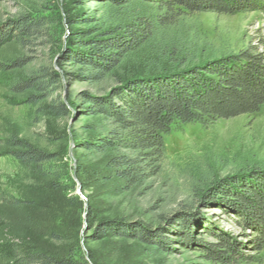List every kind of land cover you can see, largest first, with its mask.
<instances>
[{
    "label": "rangeland",
    "instance_id": "1",
    "mask_svg": "<svg viewBox=\"0 0 264 264\" xmlns=\"http://www.w3.org/2000/svg\"><path fill=\"white\" fill-rule=\"evenodd\" d=\"M158 13L157 5L139 2L117 6L110 0H0V26L22 14H44L50 20L49 35L43 40L26 47L14 41L0 47V64L26 56L33 60L25 69L55 67L60 79L53 96L60 95L69 109L65 115H56L50 108L56 103L52 98L29 102L30 93H14L5 84L7 77L23 76L26 71H0V264H14L13 248L31 246L61 254L74 247L82 251L88 264H226L205 258L198 250L200 243H223L222 236L245 241L237 217L204 202V196L222 180L219 187L233 176L264 170V105L257 113L220 119L208 126L175 127L165 136L160 172L131 188L113 178L108 162L114 150L100 153L81 144L109 136L112 126L102 115L82 114L72 102L80 101L83 91L109 93L117 77L171 68L178 62L170 59L174 42L193 47L190 64L250 46L264 51V12H200L179 15L166 31L127 56L103 84L69 75L78 66L56 65L57 52L77 49L74 41L79 36L94 37ZM22 141L56 154V160L46 164L49 174L26 167L14 156ZM10 198L20 199L21 205H10L6 200ZM182 213L194 217L196 240L176 241L169 249L125 236L101 237L96 232L102 220L114 218L144 222L151 232L167 229L174 239L171 229ZM53 231L62 239H54ZM242 252L252 258L239 264H264V249Z\"/></svg>",
    "mask_w": 264,
    "mask_h": 264
},
{
    "label": "trees",
    "instance_id": "2",
    "mask_svg": "<svg viewBox=\"0 0 264 264\" xmlns=\"http://www.w3.org/2000/svg\"><path fill=\"white\" fill-rule=\"evenodd\" d=\"M110 1L117 6L134 2L155 4L159 13L149 19L140 17L120 29H108L94 37L81 35L74 41L77 49L57 52L56 65L78 66V71L69 75L89 84L107 82L127 56L143 47L158 32L166 31L179 15L264 12V0ZM49 23L48 15L22 14L0 26V47L12 41L26 47L34 40H43L49 35ZM170 48V59L178 60L171 68L150 75L117 77L109 93L83 91L80 101L72 102L82 114L102 115L111 124L109 136L81 144L100 153L114 150L108 165L114 172L113 178L125 182L128 188L144 184L160 172L166 151L165 136L175 127L194 123L208 126L220 119L257 113L264 105V51L250 46L238 53L190 64L195 53L193 47L177 41ZM32 60L21 56L0 64V71H26L23 76L7 77L6 87L14 93H30L31 103L52 98L56 102L50 105L52 113L67 114L68 106L60 101V95L53 96L59 88V71L51 65H40L36 70L25 69ZM18 145L21 149L14 151V156L22 164L44 175L50 173L46 164L55 161L56 154L23 141ZM222 181L212 186L208 196H204V202L217 204L226 213L234 214L243 229L245 241L222 236L223 243H200L202 248L198 250L209 260L226 264L249 262L252 257L243 253V249H264V170L252 169L233 176L219 187ZM6 200L15 207L22 202L18 198ZM91 214L89 209L88 216ZM194 222L193 216L180 214L175 228L171 229L176 236L174 239L167 235V229L151 232L144 222L114 218L102 220L96 232L101 237L125 236L169 249L176 241L193 243L196 240ZM51 235L56 240L62 239L57 231ZM10 256L14 264H88L82 251L74 247L63 254L45 246L16 247Z\"/></svg>",
    "mask_w": 264,
    "mask_h": 264
}]
</instances>
